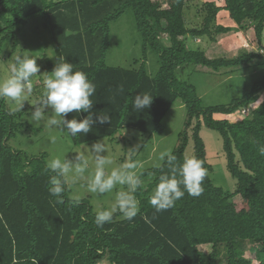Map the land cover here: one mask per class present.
<instances>
[{"label":"trees","instance_id":"obj_1","mask_svg":"<svg viewBox=\"0 0 264 264\" xmlns=\"http://www.w3.org/2000/svg\"><path fill=\"white\" fill-rule=\"evenodd\" d=\"M222 5L206 3L201 28L186 23L188 0H168V7L153 0H0V45L14 40L17 27L43 15L55 57L47 62L46 77L60 57L83 71L95 85L91 97L94 115L110 116L111 122L94 124L88 134L70 136L76 146L114 139L127 129L147 136L164 133V120L178 100L187 111L185 129L172 154L183 162L193 129L194 157L202 161L207 176L198 197L185 193L175 206L161 212L149 204V197L161 174L168 172L163 161L158 168L142 170V182H151L135 193L139 212L127 220L114 214L112 222L98 227L90 200L76 203L70 190L61 196L49 192L47 153L29 156L14 149L10 141L22 130L39 132L23 123V112L12 113L0 99V264H254L245 255V245L255 250L257 264H264V74L241 98L228 105L204 106L196 87L179 79L186 66L221 69L250 65L261 53H243L237 58L210 59L202 49L187 46L189 36H217L234 29L217 25L225 13L240 30L255 28L259 42L264 34V0H222ZM131 11L141 37L142 58L131 69L113 68L106 63L111 24ZM249 26V27H248ZM168 38V44L161 41ZM157 57L159 70L148 73L149 55ZM148 93L152 105L132 108L134 96ZM250 108L238 122L217 119ZM87 113H68L67 119L82 120ZM196 124L193 125V122ZM202 125L223 139L227 170L236 181V190L226 192L215 185L209 173L206 147L200 136ZM245 208L239 209L235 198ZM211 246L205 254L200 247Z\"/></svg>","mask_w":264,"mask_h":264},{"label":"rangeland","instance_id":"obj_2","mask_svg":"<svg viewBox=\"0 0 264 264\" xmlns=\"http://www.w3.org/2000/svg\"><path fill=\"white\" fill-rule=\"evenodd\" d=\"M61 1V0H56ZM161 3L163 8L168 7V0H153ZM214 2L218 6L222 5V0H188L186 10V23L190 29L201 28L207 12L204 9L206 3ZM45 19L43 15L36 16L28 20L25 24L17 27V46L14 47V40L6 41L0 45V79H3L9 72L11 58L18 55H29L37 59V65L40 73L32 78V92L26 93L25 105L22 109L24 113L23 123H29L39 132L22 130L15 138L10 141V145L17 150H22L29 156H38L43 153L49 155L48 160L55 155L75 162V151H85L96 142L76 146L70 135H66L63 131L66 129L45 128L42 123L31 122L28 117L34 110L35 102L42 94L44 88V80L46 77L45 56L47 59L53 60L55 57L54 48L51 42L50 34L44 26ZM217 25L230 27L234 30L229 34L217 36L216 42L207 37L193 38L189 36L186 40L187 46L193 50L202 49L206 56L210 59L228 58L234 59L243 53H261L262 59L255 60L250 65H242L236 68L221 69L219 72L206 67H195L194 65L186 66L182 72L178 73L179 79L189 81L193 84L198 95L203 100L204 106L228 105L232 100L241 98L243 94L264 74V34L262 42L258 41L255 28L249 27L247 30H240L233 22H230L227 14L221 13L217 19ZM163 44H168V38L161 36ZM142 58L141 37L136 30L135 19L131 11H128L120 19L111 24L110 47L106 57V63L109 67L131 69L135 67V61ZM157 57L153 54L149 55L147 64L148 73L155 76L159 70ZM264 102V91L260 95V99L255 106ZM11 109L13 106L7 102ZM33 106H32V105ZM50 112L51 110H47ZM18 113V112H15ZM246 111H238L233 115H217V119H228L232 123L241 121L245 117ZM187 120V111L181 100H178L168 113L164 120V133L161 135L147 136L133 129H127L118 134L114 139H103L108 145L109 150L114 158V165L123 163L127 151L134 147H138L135 161L138 167L136 173L148 168H158L163 161L159 160L161 152L173 151L179 145L180 134L185 129ZM196 121L193 122V125ZM189 143L186 150V156L194 157V139L193 129L188 131ZM200 136L206 147L207 161L212 167L209 173L211 179L216 186L223 188L226 192H234L236 190V181L232 178L227 170V160L223 148V139L216 131L210 130L202 125ZM99 140V141H103ZM107 155V152L103 153ZM91 169V165H90ZM151 182L144 181L142 185ZM87 177L85 176L78 185L69 188L71 198L74 194H78L80 200L89 199L95 212L99 209L110 207L115 191L109 194H93L87 191ZM235 203L239 209L245 208V203L241 197L235 198ZM205 254L212 252L211 246L200 247ZM255 250L251 244L245 245V255L251 258L255 263ZM100 264H110L107 260Z\"/></svg>","mask_w":264,"mask_h":264},{"label":"clouds","instance_id":"obj_3","mask_svg":"<svg viewBox=\"0 0 264 264\" xmlns=\"http://www.w3.org/2000/svg\"><path fill=\"white\" fill-rule=\"evenodd\" d=\"M10 61L9 72L0 79V99L13 105L12 113L22 112L26 102L25 95L32 92L31 81L40 73V68L37 59L29 55H18ZM95 92V85L87 74L74 70L73 64L60 57L50 75L44 80L42 94L35 106L31 104L34 110L28 119L34 123H42L45 128H56L60 131L66 129L63 132L73 137L79 133L88 134L94 124L111 122L110 116L93 114L91 97ZM152 103L153 96L150 94H137L134 96L132 108L143 111ZM49 109L50 112L47 111ZM72 112L88 115L82 120L67 119V114ZM138 147L129 149L124 162L117 166H113L114 158L104 140L97 141L85 151H75V162L66 156H52L46 162V171L50 173V194L61 196L70 187L78 185L85 176L87 191L93 194H109L119 186L110 207L97 210L94 223L103 227L105 223L112 222L116 213L123 219L132 220L139 212L135 193L142 185L141 176L135 171L138 163L134 158ZM105 152L107 155H103ZM258 153L264 157V145L258 146ZM159 160L165 162L168 172L159 176L158 183L149 197L148 202L156 212L174 207L175 202L184 197L185 193L193 197L202 194V183L207 176V169L201 160L185 156L183 162H179L177 156L170 151L161 152ZM72 199L79 203L80 197L74 194Z\"/></svg>","mask_w":264,"mask_h":264},{"label":"built area","instance_id":"obj_4","mask_svg":"<svg viewBox=\"0 0 264 264\" xmlns=\"http://www.w3.org/2000/svg\"><path fill=\"white\" fill-rule=\"evenodd\" d=\"M246 110H247V113H245V115L248 114V113L250 112V109H245V110H243V111H246Z\"/></svg>","mask_w":264,"mask_h":264}]
</instances>
